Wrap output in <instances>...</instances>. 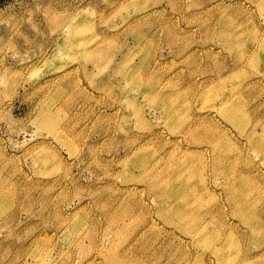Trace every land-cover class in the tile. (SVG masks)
Listing matches in <instances>:
<instances>
[{
    "label": "rangeland",
    "instance_id": "obj_1",
    "mask_svg": "<svg viewBox=\"0 0 264 264\" xmlns=\"http://www.w3.org/2000/svg\"><path fill=\"white\" fill-rule=\"evenodd\" d=\"M0 264H264V0H0Z\"/></svg>",
    "mask_w": 264,
    "mask_h": 264
}]
</instances>
